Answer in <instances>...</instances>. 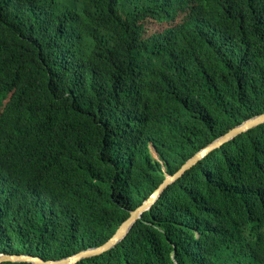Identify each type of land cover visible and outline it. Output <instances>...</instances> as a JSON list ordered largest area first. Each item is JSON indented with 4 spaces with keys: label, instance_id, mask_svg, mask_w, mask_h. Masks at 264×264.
Instances as JSON below:
<instances>
[{
    "label": "trees",
    "instance_id": "trees-1",
    "mask_svg": "<svg viewBox=\"0 0 264 264\" xmlns=\"http://www.w3.org/2000/svg\"><path fill=\"white\" fill-rule=\"evenodd\" d=\"M263 112L264 0H0V255L105 244ZM79 264H264V123Z\"/></svg>",
    "mask_w": 264,
    "mask_h": 264
},
{
    "label": "water",
    "instance_id": "water-1",
    "mask_svg": "<svg viewBox=\"0 0 264 264\" xmlns=\"http://www.w3.org/2000/svg\"><path fill=\"white\" fill-rule=\"evenodd\" d=\"M263 123L264 112L247 119L241 124H238L231 128L227 134L223 135L222 137L202 149L200 152H198L176 174H168L167 178L160 185V187L140 207H138L136 210L131 211V216L120 226L115 235L105 244L83 250L77 254L59 260H46L42 257L33 256L30 254H1L0 264L4 262L30 264H79L86 259L101 256L112 251L128 237L133 227L139 222V220L143 219L145 213L150 211L156 205V203L171 185L175 184L189 170L193 169L201 160L208 157L211 153H213L217 149H221L224 145L231 142V140H233L237 136L248 132L249 130Z\"/></svg>",
    "mask_w": 264,
    "mask_h": 264
},
{
    "label": "rangeland",
    "instance_id": "rangeland-1",
    "mask_svg": "<svg viewBox=\"0 0 264 264\" xmlns=\"http://www.w3.org/2000/svg\"><path fill=\"white\" fill-rule=\"evenodd\" d=\"M182 20V18L180 17L179 18V21ZM167 26L166 25H161L160 23L156 22V21H150L148 23V30L147 31V34H153V33H156V32H159L160 30H164ZM151 152H152V155L154 156V158H158L156 152H155V149L153 147H151Z\"/></svg>",
    "mask_w": 264,
    "mask_h": 264
}]
</instances>
